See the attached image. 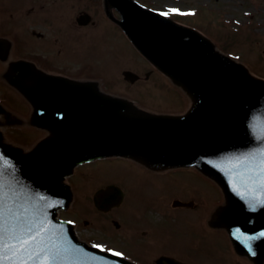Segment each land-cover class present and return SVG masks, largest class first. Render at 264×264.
Listing matches in <instances>:
<instances>
[{"label":"water","instance_id":"water-1","mask_svg":"<svg viewBox=\"0 0 264 264\" xmlns=\"http://www.w3.org/2000/svg\"><path fill=\"white\" fill-rule=\"evenodd\" d=\"M129 18L127 29L134 42L193 95V110L178 118H150L132 113L120 99L98 94L91 104L78 96L80 108L61 107L62 117L52 120L59 124L66 111L75 114L80 109V121L73 126L76 139V131L65 122L56 128L55 138L23 155L4 143L0 133V260L5 264H130L81 243L71 224L56 217L70 201L63 180L80 161L124 154L152 165L198 164L220 180L230 203L235 199L228 194L225 177L206 164L211 161L229 170L240 161L248 169L264 167V83L191 29L138 8ZM85 109L88 115L81 119ZM87 127L90 133L80 135ZM48 141L61 145L44 152ZM259 186L264 191L261 182ZM116 197V187L111 186L101 191L97 204L107 210ZM24 240L28 243H21Z\"/></svg>","mask_w":264,"mask_h":264},{"label":"flooded vegetation","instance_id":"flooded-vegetation-1","mask_svg":"<svg viewBox=\"0 0 264 264\" xmlns=\"http://www.w3.org/2000/svg\"><path fill=\"white\" fill-rule=\"evenodd\" d=\"M258 1L264 4V0ZM103 4V0H0V20L4 27L0 33L18 34L14 57L32 59L50 71L70 74L78 68L74 67L80 55L76 46L82 48L85 43L90 46L98 27L103 23H112L107 19ZM115 12L119 17V11ZM88 14L89 18L86 17ZM42 20L44 29L39 32L37 25ZM85 56L92 57L90 49ZM80 60L89 62L86 58ZM188 173V180L184 179V174H178L172 183L164 187L167 197L163 192L156 195L158 198L154 202L163 217L154 219L144 213L140 219L144 227L141 232L135 230L133 235H144L138 241L142 247L147 245L153 250V246L162 244L166 249L163 254L173 255L184 262L193 263L190 260L193 259V264H198V260L201 261L199 264H231L230 257L226 255L230 252V243H225L227 233L211 226L208 221L213 211L209 203L217 199L218 188L197 169ZM124 191L125 199L119 207L123 214L129 211L123 209L127 205L134 209L137 204H143V200L150 201L147 193H151L145 187L135 190L132 186ZM193 199L197 201L192 207L195 209L193 214L186 213L192 208L177 206L181 201ZM188 236L195 239L194 244L185 240Z\"/></svg>","mask_w":264,"mask_h":264},{"label":"rangeland","instance_id":"rangeland-1","mask_svg":"<svg viewBox=\"0 0 264 264\" xmlns=\"http://www.w3.org/2000/svg\"><path fill=\"white\" fill-rule=\"evenodd\" d=\"M168 2H169L168 7H170L171 9H180L184 11H188L189 9L188 5H197L198 2H202V4L210 5L215 8L225 7L228 12L227 14L229 15L231 14L235 15L238 12L243 10V6H242L243 0H196V2L193 1L192 3H187L188 0H186L185 2L178 1V0L177 1L169 0ZM221 12L222 11L214 10L211 7L200 6L199 11L196 9V11L194 12L196 17H193L195 21L193 23L195 24L197 23L199 26L203 27L204 29L205 27L203 26V24L207 26L208 28L211 27L212 19H216L221 24L222 19H223V15ZM199 20H202L201 23H199ZM212 26H214V28L212 27L211 29L213 34L218 33L220 30L225 31L230 38L232 47L235 46L236 38L234 36L233 31H231L226 26H222L221 28H219V26H216V22ZM238 45L239 47L243 48L247 46V42L245 40L239 39ZM248 48L249 47H246V49ZM130 49L131 47L129 46V43H125L124 54L127 55V52ZM249 54L252 56V53H249ZM248 58H247L248 60H252L249 55H248ZM111 64H112L111 60H106L104 64L100 63L98 65V63H95L94 66H95V70L101 73V71L103 72L105 67H110ZM143 69L144 67H141V70ZM112 70L110 71L109 74H106L111 84H113L114 81L116 80L115 72ZM155 75L157 74L152 75L149 81H145L144 86L140 88V95L146 100V103H144L141 99H140V102L145 104L146 106H149V107L152 106L154 109H157L159 111H164V112H178L179 113V112L186 110L190 104H188V100L186 99L184 94L179 93L176 89L171 87L172 84H166L167 81L161 78V76L156 77ZM155 78H157L158 81L161 83L158 84V81L154 83ZM117 79L119 83L117 84L118 87L116 89L118 90L120 94L134 95V96H137L138 98L140 97L139 93L136 92L137 91L136 88L140 87V85H138V87H136L135 89H131V87L127 86V84L124 82L123 76L121 74H118ZM104 83L106 85L108 84V81L106 80ZM11 93H12L11 96H8V97L12 99L13 104L10 103L9 101L7 102L10 105L18 106L14 102V100L17 99V97L14 96L15 94L13 93V91H11ZM12 109H15V108H12ZM27 130L29 129L19 132L17 129L14 131L13 129H10V128H4L5 134L7 135L10 141L12 142L14 141L15 143L26 145L27 147H31L32 145H34V142L45 134V132H42L35 128L30 131H27ZM124 162H125L124 160L120 159V162H118L119 168L126 166ZM103 166L108 168V169H104L105 177H111L112 176V172H111L112 166L111 165L109 166V163L107 162H104ZM94 170H97L98 172ZM100 171L101 169L99 167L98 169L94 168L93 170H87L85 171V173L84 172L82 173H84L88 181L90 180L92 181V183H98L99 175L101 173ZM126 172L130 174L129 180L130 181L132 180V182L135 183L136 182L135 172L134 171H126ZM81 195H84V194H82L81 192ZM216 195H218V193ZM92 208L95 210L94 206H92L91 208L86 207L82 205L81 201L80 202L78 201L73 205L72 208L69 209V211L67 212L63 211L61 213V216L64 218H68V219L76 218L80 222L85 219L91 220L93 224L95 225V228H92L95 231H93L91 234L98 237L99 239L98 242L100 244L107 243L112 248L113 247L120 248L119 238L121 237V235H119V232L116 226L114 224L113 225L111 224V218L114 215H116L115 211H113L112 215H103L97 212V210L94 211ZM105 231H107L108 233H105ZM172 244L174 245V243Z\"/></svg>","mask_w":264,"mask_h":264},{"label":"snow or ice","instance_id":"snow-or-ice-1","mask_svg":"<svg viewBox=\"0 0 264 264\" xmlns=\"http://www.w3.org/2000/svg\"><path fill=\"white\" fill-rule=\"evenodd\" d=\"M171 11L172 12H178L179 10L178 9H172ZM168 14H169L168 12L163 13V15H168ZM262 164H264V161H262ZM260 172L261 173H264V167H261L260 168ZM261 184L264 185V178L261 179ZM261 204H264V201H261ZM31 231H32V227L29 226L28 227V232L30 233ZM37 234H39V229H37ZM262 235H264V233H262ZM32 239H35V237H32ZM21 243L27 244L28 241L27 240H24V241H21ZM97 247H101V246L97 245ZM113 255H115V256H121L122 253H120V252H113ZM53 259H55V257H53ZM0 264H5V262L3 260H0ZM25 264H26V262H25Z\"/></svg>","mask_w":264,"mask_h":264}]
</instances>
